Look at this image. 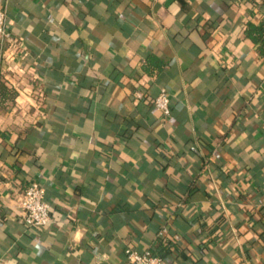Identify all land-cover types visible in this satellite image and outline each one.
<instances>
[{
	"label": "crops",
	"instance_id": "crops-1",
	"mask_svg": "<svg viewBox=\"0 0 264 264\" xmlns=\"http://www.w3.org/2000/svg\"><path fill=\"white\" fill-rule=\"evenodd\" d=\"M0 9V75L17 90L0 107V264H125L127 247L167 264H264V51L248 35L264 33V0ZM150 54L160 71L144 69ZM32 180L43 226L22 219Z\"/></svg>",
	"mask_w": 264,
	"mask_h": 264
},
{
	"label": "built area",
	"instance_id": "built-area-1",
	"mask_svg": "<svg viewBox=\"0 0 264 264\" xmlns=\"http://www.w3.org/2000/svg\"><path fill=\"white\" fill-rule=\"evenodd\" d=\"M10 39L5 26V12L0 9V39ZM153 106L161 113L163 118L170 115V97L167 90L161 87L153 97ZM22 219L30 226H43L51 222L50 206L45 197L44 186L36 180L28 182L22 191L20 199ZM165 227L162 226L159 233L163 234ZM125 264H167L164 258L150 249L137 250L127 247L125 249Z\"/></svg>",
	"mask_w": 264,
	"mask_h": 264
},
{
	"label": "trees",
	"instance_id": "trees-1",
	"mask_svg": "<svg viewBox=\"0 0 264 264\" xmlns=\"http://www.w3.org/2000/svg\"><path fill=\"white\" fill-rule=\"evenodd\" d=\"M248 35L251 36L255 41L258 38H262L263 43L260 46V50L264 51V33L260 29L254 27L253 25H249ZM251 32H257V35H252ZM144 69L147 72H158L164 66V61L159 59L156 55H147L145 59ZM17 95V90L10 86L7 81L0 75V107L7 108L14 103V99ZM164 258V257H163ZM165 260V259H164Z\"/></svg>",
	"mask_w": 264,
	"mask_h": 264
}]
</instances>
